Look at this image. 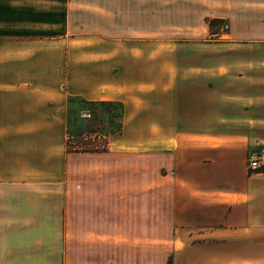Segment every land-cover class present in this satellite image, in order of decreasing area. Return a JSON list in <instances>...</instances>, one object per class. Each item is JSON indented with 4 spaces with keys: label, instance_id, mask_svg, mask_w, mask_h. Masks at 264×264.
I'll return each instance as SVG.
<instances>
[{
    "label": "crops",
    "instance_id": "0c3cea01",
    "mask_svg": "<svg viewBox=\"0 0 264 264\" xmlns=\"http://www.w3.org/2000/svg\"><path fill=\"white\" fill-rule=\"evenodd\" d=\"M70 98L122 104L106 152L65 151ZM260 149L264 0H0V264H66L69 174L70 264H158L159 239L171 264H264ZM101 155L155 162V236L138 174L78 169Z\"/></svg>",
    "mask_w": 264,
    "mask_h": 264
},
{
    "label": "rangeland",
    "instance_id": "374dc122",
    "mask_svg": "<svg viewBox=\"0 0 264 264\" xmlns=\"http://www.w3.org/2000/svg\"><path fill=\"white\" fill-rule=\"evenodd\" d=\"M159 21L161 22L162 19H159ZM177 24L178 22H188V19H181V18H177L176 19ZM190 24L191 25H195L197 22V19H190ZM226 24L228 25V22L225 23H221L219 26V28L216 26L215 28H212V32H219L220 33V29L225 30L226 28ZM189 35H183V34H176V39L177 38H182V37H186ZM215 39V38H214ZM92 110L98 111L99 109L97 107H91ZM99 115V112H97ZM84 118H86V120L88 119V124L90 127H92L91 129L95 130V131H100L103 132L105 131L104 129V124H103V116L101 114V116L98 118L95 117H90L87 115V113H84ZM85 123V122H84ZM83 123V124H84ZM86 139H88L89 137H85ZM75 139V138H74ZM77 141V139H75ZM78 140H80L78 138ZM88 141H85V143ZM261 150V149H260ZM104 155L99 156V158H92V159H87L85 160V162L83 163H78V169L80 171H84L85 174L84 175H88L86 174V172H89L91 170V173L94 172L93 174L95 176H99V175H103V171L104 170H108L109 168H111V170H124L125 172L127 171L128 174H124L126 177L127 181H134L136 180V175L138 174V180L139 181H143L144 184V209L142 211V215L144 216L145 219V225H144V234H152L154 233L155 236V226L152 228H150L149 226L146 225L147 219L151 218V207H152V202L155 203V162H153V160L149 157H145L142 162L138 163V165H136L135 161H129L128 159H123L122 161H120L119 158L115 157V158H107V157H103ZM142 166V173L140 172V170L138 172H135V166ZM246 166H247V157H246ZM98 172V173H97ZM141 173V174H140ZM163 174V173H162ZM250 174V173H249ZM77 175V174H76ZM72 175L69 174V182L67 183V187L66 189L64 188V194H65V205H64V217H65V226H64V235L66 237L67 243H66V247H65V251H66V256H65V263L66 264H70L71 263V246H72V242H71V237H72V212H71V206H72V190H71V185H72ZM78 179V178H75ZM118 180L119 177L117 179V184H118ZM100 181H103L102 176L100 177ZM164 180H161L160 182L163 183ZM114 184V181H113ZM166 202V199H163V203ZM166 204V203H164ZM85 206H87L86 204H82L80 205L79 209H78V214L79 217L82 218L85 216V211L86 208ZM113 214L116 213L115 210L112 211ZM155 214V211H154ZM159 215L162 217H166L168 216V210L166 209H160L159 210ZM162 237V236H161ZM145 246L146 245H151V242H145L144 243ZM155 245V259L158 261V264H171V261L169 259L170 257V245L168 243H166L165 241H162V239H159L158 241H156L154 243ZM171 249H172V245H171Z\"/></svg>",
    "mask_w": 264,
    "mask_h": 264
},
{
    "label": "trees",
    "instance_id": "16d2710c",
    "mask_svg": "<svg viewBox=\"0 0 264 264\" xmlns=\"http://www.w3.org/2000/svg\"><path fill=\"white\" fill-rule=\"evenodd\" d=\"M207 23L212 31V28L219 26L223 21L207 20ZM91 107H97L99 110H92ZM83 112L95 118H99L102 114L105 131L100 132L91 129L92 127L89 126L88 119L84 118ZM97 112H99V115ZM122 118L123 106L121 103L86 101L80 98L68 99L65 110V151L67 153L106 152L110 137L121 134ZM85 137L89 138L86 139ZM85 141L88 142L85 143Z\"/></svg>",
    "mask_w": 264,
    "mask_h": 264
},
{
    "label": "built area",
    "instance_id": "2783aa9c",
    "mask_svg": "<svg viewBox=\"0 0 264 264\" xmlns=\"http://www.w3.org/2000/svg\"><path fill=\"white\" fill-rule=\"evenodd\" d=\"M247 171L250 174L264 173V150H252L248 153Z\"/></svg>",
    "mask_w": 264,
    "mask_h": 264
}]
</instances>
